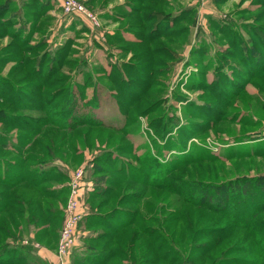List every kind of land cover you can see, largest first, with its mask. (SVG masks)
I'll return each mask as SVG.
<instances>
[{"label": "rangeland", "instance_id": "1", "mask_svg": "<svg viewBox=\"0 0 264 264\" xmlns=\"http://www.w3.org/2000/svg\"><path fill=\"white\" fill-rule=\"evenodd\" d=\"M79 1L85 3L96 19L83 15L75 17L71 23H66L67 26H57L51 36H47L48 31L45 32L48 23H43L36 29L33 41L22 48L10 35L11 30L0 35V74L16 84L9 87H15L12 95L20 106L16 107L15 103L8 105L1 99L0 109L5 107L14 122L34 127L37 118L49 113L60 127H66L67 123L61 117L65 115L76 122L85 117L94 123H102V126H98L91 122V126L76 128L78 138L75 136L74 140L78 145V155H73V150L64 147L57 157H44L41 161L45 162L39 167L42 173L49 172L51 177L57 172L66 176L63 181L44 184L45 188L55 185V193L66 188L64 194L58 197L64 198V201L54 199L51 205L64 210L61 218L65 215L67 195L70 197L69 183L80 169L84 171V214L79 224L78 246L71 253L73 258L83 255L81 252L84 249L81 247L103 242L86 240L103 229L89 225L87 221L88 217L98 213V209L107 213L112 209L159 207L164 215L175 209H211L184 207L178 204L179 201L184 202L181 199L183 195L154 189L145 185L143 180L124 179L120 171L114 168L115 160L117 165L119 161H128L135 167L150 158L154 164L156 160H163L171 166L188 157L191 160L173 168L176 169L174 175L178 177L177 180L227 182L244 177H264V74L254 78L264 70V0ZM148 5L167 11L169 15L175 14L169 23L176 17L177 26L167 31L176 30V35L166 34L152 43L150 30H146L147 38L140 37L144 31L138 29V18L145 14ZM190 6L195 7L192 14L188 10ZM133 8L135 11L142 9L141 14L126 13L133 11ZM162 16L164 22L165 16ZM104 22L111 24V33L105 34ZM187 26H190L188 32ZM1 27L0 23V30L3 29ZM220 29L229 31L228 36ZM68 39L71 43L69 47H74V50L71 62L63 71L72 72L71 76L68 75L70 78L67 82L71 84L67 91L78 106L73 112H69L70 106L66 105L64 111H60L64 96L57 95L54 108L49 105L44 108L45 104L38 102L39 94H43L40 93L39 76L48 73L52 63H44L45 60H40L39 56L46 47L66 45ZM241 39L246 41V48L242 51L238 47L237 53L232 43ZM44 41L45 47L42 49L34 47L37 42ZM36 65L41 68L39 72L32 70ZM61 86L58 83L54 88ZM43 89L47 91V87ZM66 109L69 113L62 115ZM0 131L8 138L6 141L10 146L17 143L23 133L20 129H14L12 124L3 122H0ZM36 149L27 145L24 153ZM109 155L112 160L107 161ZM12 159L11 152L0 150V171ZM33 164L28 162V165ZM137 177L143 179L142 175ZM113 180L120 183L114 187L115 192L111 196L89 200L95 189L106 187ZM123 193L132 195L135 203H131L132 199L120 203ZM141 195L143 200L139 204ZM107 198L109 201L98 208L97 204ZM236 198L240 199L241 196L233 198V201ZM247 207L256 209L255 204H248ZM192 216L196 218L197 212H192ZM259 217L264 219V211ZM20 225L24 227L22 222ZM51 225L49 228L56 227L60 232L61 227L54 223ZM29 228L32 232L28 235L25 227L21 242L26 244L31 241L33 245H39L41 251L37 255L41 258L48 251H54L56 258L59 234L58 238L51 236L52 240L47 233L43 234L41 240L44 244H41L29 239L39 228ZM53 241L54 245L45 244ZM241 245L236 243L235 247ZM50 255L42 260L44 264H50ZM242 255L248 257L244 253L236 256ZM252 256L258 257L257 254ZM250 262L255 264L254 261ZM51 263L54 264L53 261Z\"/></svg>", "mask_w": 264, "mask_h": 264}, {"label": "trees", "instance_id": "2", "mask_svg": "<svg viewBox=\"0 0 264 264\" xmlns=\"http://www.w3.org/2000/svg\"><path fill=\"white\" fill-rule=\"evenodd\" d=\"M57 3L61 8L60 2L57 1ZM17 4L18 2L13 0H0V23L1 28H3L0 33L4 35L8 33L7 30H11L10 35L14 38L15 43L21 44L19 46L22 48L26 46L27 42L33 41L36 29L40 28L43 23H48V26L51 24V18L44 15L51 3L50 0H46L40 5L39 0H30L26 3V5L29 4L30 8L23 9V11L25 10L24 13L17 9ZM166 4L168 6V2ZM37 5L38 9L33 7ZM191 7L188 9L189 14L195 12V7ZM141 11L142 9L135 11L133 8V11L126 13L128 15L132 13L140 15ZM145 11V14L138 18L140 22L138 29L141 28L144 31L140 37L145 38L146 32L150 30L152 33L149 39L152 43L154 39L161 38L163 35L174 36L177 34L178 31L176 32V30L167 31L169 28H176L177 26L176 17L172 23H169V19L173 18L175 14L169 15L167 11H161L151 7V5H148ZM63 15L72 20L81 16L80 14H67L65 12ZM160 15L161 17H163L162 15L165 16L164 22ZM157 17H159L158 20ZM190 26L186 27V32L190 30L188 29ZM220 30L228 36L229 31ZM70 45L68 39L66 45L46 47V50L39 56L40 60H45L44 63L48 61L52 63L48 73L39 76L41 79L40 90L42 89L40 93L43 94H39L38 102H43L44 108H47L48 105L54 108L57 104L55 100L57 95L58 97L64 96L65 99L60 104V111H64L65 105L70 106V108L69 110L66 109L62 115L78 108L72 94L69 95V91H67L71 84H68L67 79L70 78L72 72H64V68L72 60L71 54L74 47L71 49ZM34 47L42 49L45 47V41L37 42ZM238 47L244 51L246 41L241 39L232 43V48H235L237 53ZM33 68L34 66L32 70L37 72L41 69L39 65ZM262 74H264V70L257 73L254 78H259ZM1 75L0 100L4 99L8 105L13 104L15 97L12 95V90L15 87H9V85L15 86L16 84ZM58 83L62 86L55 89L54 87ZM66 83L67 87L65 86ZM45 87H47V91L43 89ZM15 106L20 108L16 103ZM61 117L67 123L66 127H60L59 124H56L49 113L45 114L43 118H37L36 121L38 122L34 127L28 124L22 126L17 121L14 122V118L10 116L5 107L0 109V122L10 123L14 129H20L23 132L18 137L17 143L10 146L6 141L8 138L0 131V150H8L14 158L9 161L6 168L1 169L3 171H0V264H44L42 261L44 258L37 255L41 249L40 246L36 247L31 241L26 244L21 242L25 227L28 235L32 232L29 227L39 228L34 232V236L29 239L41 244L43 243L41 236L45 233L51 240V236L58 238V234L60 238L61 230L58 233L56 227L49 228V226L54 223L62 229L64 218L61 216L64 210L59 206L51 205H53L52 200L54 199H58L59 202L64 201V198L58 197L66 191V188L55 193L53 191L55 185L45 188L44 184L49 181H63L66 176L60 172L52 177L48 174L49 172L42 173L39 167L45 161L41 160L48 155L57 157L64 147L73 150V155L76 153L78 155V145L74 140L78 130L76 128L81 125L91 126L94 123L85 117L79 122L70 118L69 115ZM99 122L97 121L94 125L102 126V123ZM27 145L35 146L38 150H30L24 153ZM183 158L185 160L180 159L171 166L166 163L168 161L163 160V162L156 160L154 164L150 162V158L144 160L145 163L141 161L140 165H135V167L130 165L132 163H127L128 161H119L120 163L117 165L115 160L114 168L120 171L124 179L143 180L145 185L154 187V189L172 191L179 196L183 195L181 199L184 202L179 201L178 204L184 207H210L211 209H175L167 215H164L163 209L159 207L135 210L112 209L107 213H102L101 209H98V213L88 217L87 221L89 225H97L103 229L94 235L96 237L92 236L86 240L103 242L81 247L84 249L81 252L83 255L75 256L74 259V255L70 254L68 264H253L250 261H254L255 264H264V219L259 217L264 211V177H244L241 180L227 182L177 180L178 177L175 178L174 175L176 169L173 168L184 161L191 160L188 157ZM106 160H112V156L109 155ZM30 161L34 164L28 165ZM160 166L164 168H159ZM139 175H142L143 179H139L137 177ZM119 183V181L113 180V182L105 185L106 187L95 189L89 200L98 196H111L115 192L114 187L118 186ZM69 188L68 186V193ZM146 194L147 192L144 195ZM237 196H241V198H236L233 201V198ZM139 197L138 203L140 204L143 196ZM68 198L67 195L66 202ZM125 199H132V195L123 193L119 202L122 203ZM108 201V198L101 201L97 207L101 208ZM131 203H135L134 199ZM248 204H255L256 209H248ZM192 212H197L196 218L192 216ZM20 222L24 224V227L20 225ZM59 238L57 239L56 250ZM228 239L231 241L227 242ZM52 243L45 244L54 245L55 241ZM236 243H242L241 247H235ZM77 246L78 244L74 249ZM243 253L247 254L248 257L236 256ZM252 254H257L258 257L262 254L263 257L257 259L258 257H251ZM50 264L52 263L50 262Z\"/></svg>", "mask_w": 264, "mask_h": 264}, {"label": "built area", "instance_id": "3", "mask_svg": "<svg viewBox=\"0 0 264 264\" xmlns=\"http://www.w3.org/2000/svg\"><path fill=\"white\" fill-rule=\"evenodd\" d=\"M61 4L62 11L67 14H80L91 19L96 16L90 12L86 6L79 0H57ZM84 171L80 169L74 174L72 181L69 183L70 197L68 199L64 224L61 229L58 247L56 250L57 264H68L69 256L77 245L79 237V224L83 217L82 197H83ZM39 247V245H35Z\"/></svg>", "mask_w": 264, "mask_h": 264}, {"label": "crops", "instance_id": "4", "mask_svg": "<svg viewBox=\"0 0 264 264\" xmlns=\"http://www.w3.org/2000/svg\"><path fill=\"white\" fill-rule=\"evenodd\" d=\"M13 1H16V2H18V4H17V9L19 10V11H21V12H25V10L23 11V9H25V8H30V6H29V4L28 5H26V3L28 2V1H30V0H13ZM44 1H46V0H39V4L40 5H42L43 3H44ZM26 2V3H25ZM50 7H48V9H47V11L45 12V17H50L51 18V24H50V27H49V29L47 30H45V32H47V36L49 35V36H51V34H52V32L57 28V26H60V28H62V27H65V26H67L69 23H71V21H72V19L70 18H68V17H65L64 15H63V11H62V9L60 8V6H59V4L57 3V1L56 0H50ZM33 7H37L36 9H38V5L37 6H33ZM32 7V8H33ZM46 13H47V15H46ZM105 18V17H104ZM17 20H19V18H16ZM81 19V18H80ZM82 20H85V22H89L90 23V21H88V20H86V19H82ZM66 23H67V25H66ZM106 25H104V28H105V34H108L107 32H109V33H111V30H112V27H111V24H109L108 25V23L107 22H104ZM101 26V25H100ZM1 35V34H0ZM44 35V34H43ZM104 35V34H103ZM45 36V35H44ZM46 36V37H47ZM41 251V249L39 250V252ZM48 251V250H47ZM43 252V251H42ZM48 252H50L51 253V255H50V258H51V262L53 261V263H55V261H56V258H55V254H54V251L53 252H51V251H48ZM48 252L47 253H43L42 254V257L43 258H48V256H49V254H48Z\"/></svg>", "mask_w": 264, "mask_h": 264}]
</instances>
